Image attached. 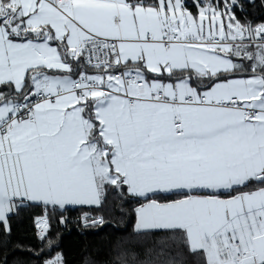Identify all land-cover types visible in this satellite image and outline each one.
I'll return each instance as SVG.
<instances>
[{
    "label": "snow or ice",
    "instance_id": "obj_1",
    "mask_svg": "<svg viewBox=\"0 0 264 264\" xmlns=\"http://www.w3.org/2000/svg\"><path fill=\"white\" fill-rule=\"evenodd\" d=\"M243 7L0 0L4 232L11 214L41 207L43 264H65L51 219L111 195L121 215L135 205L113 264H186L172 245L195 264H264V23L238 18ZM152 238L144 255L156 259H141Z\"/></svg>",
    "mask_w": 264,
    "mask_h": 264
},
{
    "label": "trees",
    "instance_id": "obj_2",
    "mask_svg": "<svg viewBox=\"0 0 264 264\" xmlns=\"http://www.w3.org/2000/svg\"><path fill=\"white\" fill-rule=\"evenodd\" d=\"M242 2L243 12L236 9L238 18L247 19L253 24L264 23V0ZM113 201L114 197L110 195L104 209L69 207L64 213L67 220L65 225L58 222V215L51 219L49 236L54 239L56 252L63 255L65 264H113L116 253L131 246L128 241L135 221L130 209L135 205L125 204V214L121 215L112 207ZM83 212H89L92 216L101 215L105 223L86 228L77 219ZM40 215H43V209L29 204L10 215V234L5 233L0 224V264H43V260L49 258L47 241L38 238L34 224L35 218ZM5 239L7 243L3 242ZM153 241L154 238L136 245L141 251V259H156L155 252L150 256L144 255V249L152 247ZM170 251L178 259L186 260V264L196 262V258L183 253L178 245H172Z\"/></svg>",
    "mask_w": 264,
    "mask_h": 264
},
{
    "label": "built area",
    "instance_id": "obj_3",
    "mask_svg": "<svg viewBox=\"0 0 264 264\" xmlns=\"http://www.w3.org/2000/svg\"><path fill=\"white\" fill-rule=\"evenodd\" d=\"M91 216H92V215H91ZM81 217H82V215L79 216V218H77V219L80 221L81 225L83 226V223H82V221H81ZM93 217H96V216H93Z\"/></svg>",
    "mask_w": 264,
    "mask_h": 264
},
{
    "label": "crops",
    "instance_id": "obj_4",
    "mask_svg": "<svg viewBox=\"0 0 264 264\" xmlns=\"http://www.w3.org/2000/svg\"><path fill=\"white\" fill-rule=\"evenodd\" d=\"M89 71H91V70H89ZM69 207H78V206H69ZM12 215V214H11Z\"/></svg>",
    "mask_w": 264,
    "mask_h": 264
},
{
    "label": "rangeland",
    "instance_id": "obj_5",
    "mask_svg": "<svg viewBox=\"0 0 264 264\" xmlns=\"http://www.w3.org/2000/svg\"><path fill=\"white\" fill-rule=\"evenodd\" d=\"M97 216H101V215H96V217H97Z\"/></svg>",
    "mask_w": 264,
    "mask_h": 264
}]
</instances>
